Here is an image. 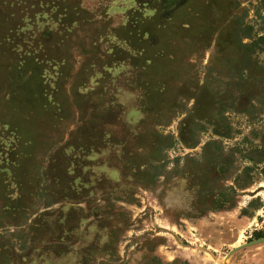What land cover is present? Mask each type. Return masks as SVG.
<instances>
[{"label": "rangeland", "instance_id": "obj_1", "mask_svg": "<svg viewBox=\"0 0 264 264\" xmlns=\"http://www.w3.org/2000/svg\"><path fill=\"white\" fill-rule=\"evenodd\" d=\"M0 264H264V0H0Z\"/></svg>", "mask_w": 264, "mask_h": 264}]
</instances>
